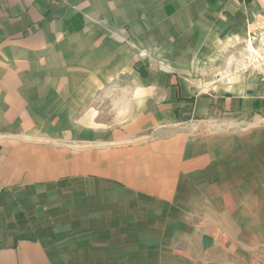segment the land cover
Returning a JSON list of instances; mask_svg holds the SVG:
<instances>
[{"label":"crops","instance_id":"obj_1","mask_svg":"<svg viewBox=\"0 0 264 264\" xmlns=\"http://www.w3.org/2000/svg\"><path fill=\"white\" fill-rule=\"evenodd\" d=\"M262 20L264 0H0V264L246 250L255 185L218 128L264 86L200 77Z\"/></svg>","mask_w":264,"mask_h":264},{"label":"rangeland","instance_id":"obj_2","mask_svg":"<svg viewBox=\"0 0 264 264\" xmlns=\"http://www.w3.org/2000/svg\"><path fill=\"white\" fill-rule=\"evenodd\" d=\"M218 46L215 61L201 74L203 89L211 88L215 83L243 78L264 86V20L250 27L236 25L235 29H229L226 35L219 37ZM218 129L221 133L228 131L235 136L237 147L232 154L235 156L236 170L239 175H247L251 170L255 185L252 204L259 209L258 213L252 212L250 229H244L246 250L238 249L234 254L211 251L202 262L264 264V112L230 125H221ZM249 143L251 148L246 147ZM239 238L238 234L236 239Z\"/></svg>","mask_w":264,"mask_h":264},{"label":"built area","instance_id":"obj_3","mask_svg":"<svg viewBox=\"0 0 264 264\" xmlns=\"http://www.w3.org/2000/svg\"><path fill=\"white\" fill-rule=\"evenodd\" d=\"M238 1H241V2H244V3H246V2H247V0H238Z\"/></svg>","mask_w":264,"mask_h":264}]
</instances>
